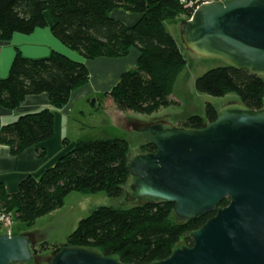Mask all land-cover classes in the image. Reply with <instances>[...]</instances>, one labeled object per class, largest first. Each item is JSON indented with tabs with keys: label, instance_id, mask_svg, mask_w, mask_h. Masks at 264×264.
<instances>
[{
	"label": "trees",
	"instance_id": "obj_1",
	"mask_svg": "<svg viewBox=\"0 0 264 264\" xmlns=\"http://www.w3.org/2000/svg\"><path fill=\"white\" fill-rule=\"evenodd\" d=\"M197 0H0V41L15 33L29 35L47 27L58 40L86 58L119 57L137 47L136 66L124 71L110 95L119 107L148 110L166 102L187 60L166 21L191 17ZM192 5V6H191ZM122 8L139 16L133 25L116 19L112 11ZM90 79L88 66L54 51L48 57L27 58L17 52L7 77L0 78V106L16 108L28 95L47 93L54 107H62L72 91ZM199 92L213 96L236 93L252 109L264 107V76L231 64L207 70L196 79ZM218 109L207 105L206 117L190 116L185 126L203 128L217 118ZM54 112L44 108L22 114L0 129V143L19 154L54 136ZM143 151L154 152L150 142ZM40 154H44L41 149ZM129 144L125 138L78 140L38 177H24L15 192L0 182V212L12 211L21 221L61 207L72 192L122 193L130 174ZM228 204L224 200L220 206ZM175 204L151 199L131 208L99 206L79 221L68 236V245L114 256L124 263L147 264L166 259L185 233H192L214 214L181 223L172 221ZM190 236V235H189ZM187 236L188 246L193 245ZM45 244V243H44ZM36 248L35 264H50L55 248ZM62 248V246H61ZM50 249L51 251H47ZM60 249V248H59Z\"/></svg>",
	"mask_w": 264,
	"mask_h": 264
},
{
	"label": "water",
	"instance_id": "obj_2",
	"mask_svg": "<svg viewBox=\"0 0 264 264\" xmlns=\"http://www.w3.org/2000/svg\"><path fill=\"white\" fill-rule=\"evenodd\" d=\"M178 28L194 54L264 76V0L205 2ZM139 129L150 131L156 150L129 162L131 189L175 204L182 220L214 214L190 234L192 246L147 264H264V107L232 102L203 128L159 120ZM33 248L28 234H0V264L30 262ZM49 263L132 264L71 246L54 252Z\"/></svg>",
	"mask_w": 264,
	"mask_h": 264
},
{
	"label": "rangeland",
	"instance_id": "obj_3",
	"mask_svg": "<svg viewBox=\"0 0 264 264\" xmlns=\"http://www.w3.org/2000/svg\"><path fill=\"white\" fill-rule=\"evenodd\" d=\"M183 19L189 21L191 17L183 14L179 18L166 21L167 29L178 41L179 47L187 60L186 66L175 80L172 94L167 97L166 102L143 111L123 109L118 106L110 95L111 91H109L105 98L103 97L104 95H98V99H92L88 105L87 102L82 104V107L85 109V116L81 117L79 115L78 119L92 120L91 127L86 128L83 132L99 134L102 131H106L119 138H125L129 144L128 155L130 161L139 154L146 153L142 149L151 139L150 131L139 129L142 125L152 121L164 120L177 126H185L187 119L192 115L206 117L207 105L209 103L220 109L229 103L240 102L239 96L236 93H229L225 96H213L199 92L196 89L195 82L199 76L207 70L218 66H225L229 63L223 58L204 57L190 51L184 41L180 39L178 25ZM115 114L120 115V127L115 122V119H117ZM89 138L97 139L100 137ZM133 183L134 181L129 176L127 181L122 185V193L114 197L109 196L104 191L89 194L77 191L72 192L65 197L64 204L61 207L39 216L34 222L19 220L12 211L0 212V234L24 233L30 235L32 241H34V252L36 248L42 250L44 243L46 248L52 249L69 246L68 236L77 228L79 221L89 216L93 209L99 206L127 209L149 201L146 197L138 196L137 191L131 189ZM132 197H135V199H132ZM171 218L174 223L184 221L178 218L175 213H172ZM189 235L190 233H185L177 246L188 245L187 236ZM59 248L55 249V252ZM47 251L51 250L48 249ZM35 260L34 255L32 261L24 264H35Z\"/></svg>",
	"mask_w": 264,
	"mask_h": 264
},
{
	"label": "crops",
	"instance_id": "obj_4",
	"mask_svg": "<svg viewBox=\"0 0 264 264\" xmlns=\"http://www.w3.org/2000/svg\"><path fill=\"white\" fill-rule=\"evenodd\" d=\"M112 15L127 25L135 24L139 18L137 14L122 8L114 9ZM47 17L50 23L47 27L37 28L29 35L15 33L10 40L0 41V78L8 76L17 52L27 58H44L54 51H60L68 57L84 62L89 68L90 79L86 85L74 89L68 102L62 107L52 106L47 93L28 95L14 109L0 106V129L17 120L22 114L44 108H51L55 119L54 136L51 139L30 146L19 154H12L9 146L0 143V182L4 183L10 192L17 191L24 177L40 176L78 140L96 139L89 137H117L106 131L99 134L84 133L83 130L91 127L92 120H81L78 117L85 116V109L82 107L84 102L88 105L92 99H98V95H104L105 98L122 73L134 68L138 59L137 47H133L127 56L86 58L54 37L51 32L54 18L50 13ZM116 118L115 122L120 127V115H116ZM41 149L44 150L43 155L40 154Z\"/></svg>",
	"mask_w": 264,
	"mask_h": 264
},
{
	"label": "built area",
	"instance_id": "obj_5",
	"mask_svg": "<svg viewBox=\"0 0 264 264\" xmlns=\"http://www.w3.org/2000/svg\"><path fill=\"white\" fill-rule=\"evenodd\" d=\"M213 1H225V0H200V1H197V6H196V8L194 9V12H195V10L200 6V5H202V4H204L205 2H207V3H209V2H213ZM193 15V14H192ZM191 18H192V16H191Z\"/></svg>",
	"mask_w": 264,
	"mask_h": 264
},
{
	"label": "clouds",
	"instance_id": "obj_6",
	"mask_svg": "<svg viewBox=\"0 0 264 264\" xmlns=\"http://www.w3.org/2000/svg\"><path fill=\"white\" fill-rule=\"evenodd\" d=\"M11 234H13V233H11Z\"/></svg>",
	"mask_w": 264,
	"mask_h": 264
}]
</instances>
